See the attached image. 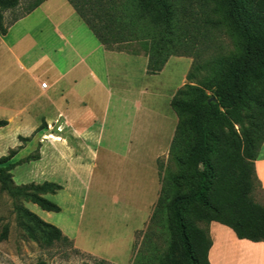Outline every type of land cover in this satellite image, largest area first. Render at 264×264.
Instances as JSON below:
<instances>
[{"label":"rangeland","instance_id":"374dc122","mask_svg":"<svg viewBox=\"0 0 264 264\" xmlns=\"http://www.w3.org/2000/svg\"><path fill=\"white\" fill-rule=\"evenodd\" d=\"M34 1L22 0L18 7L4 11V25L10 27L26 15ZM174 2L179 24L188 28V32H181L190 41L185 50L192 55H173L160 73L152 75L147 73L149 58L140 43H126L121 50H111L133 57L110 58L117 96L93 130L98 136L91 144L94 154L88 156L89 168L78 170L70 161L50 158L45 162L27 161L40 154L41 145L62 139L59 127L41 128L29 141L19 143L22 148L14 147L18 140L5 137L13 131L3 135L2 147L13 148L6 155L12 150L17 152L10 161L15 163L10 171L15 184L52 181L63 189L46 195L61 208L53 212L23 197H13L0 186V236L8 226L7 238H0V264H186L172 203L178 196L196 192L199 171L189 162L196 137L192 116L184 106L191 97L183 96L179 99L182 107L174 108L173 93L190 84L210 94L228 66L240 57L242 42L226 17L224 0ZM215 6L217 13L212 10ZM245 7L249 17L264 26V0H245ZM210 18L218 24L213 26ZM191 72L197 75L193 80L188 79ZM119 94L130 95L132 102L126 108L130 113L119 111ZM249 94V101L240 108L242 124L236 125L233 133L217 132L219 149L211 158L214 179L207 198L219 212L197 204L182 210L193 249L202 232H207L211 219L233 220L235 212L253 210L252 203L264 210V190L249 169V154L257 155L260 150L264 153V81L251 80ZM244 164L247 166L240 168ZM7 165L0 164V169ZM242 176L251 187L244 202L240 200ZM149 178L156 181V197L147 207ZM20 207L59 227L69 240L50 244L39 230L33 237L29 230L37 223L28 219ZM76 228L80 229V237ZM119 237L130 238L131 248L121 256H110L111 245Z\"/></svg>","mask_w":264,"mask_h":264},{"label":"trees","instance_id":"16d2710c","mask_svg":"<svg viewBox=\"0 0 264 264\" xmlns=\"http://www.w3.org/2000/svg\"><path fill=\"white\" fill-rule=\"evenodd\" d=\"M21 1L0 0V32L3 35H6L9 29L3 23L4 11L18 7ZM45 1L35 0L26 11V15L40 7ZM67 1L74 7L81 19L107 50H121V46L126 43H140L149 58L148 74L160 73L168 59L173 55L191 56L193 53L190 50V52L185 50L188 49L190 41L186 40L181 32H188V28L186 25L179 24V20L176 18L174 0ZM224 5L226 7V17L242 42L240 57L228 66L210 94L204 88L186 84L183 89L177 91L171 102L174 108H181L179 99L185 95L191 97V102L184 108L192 116L196 137L195 145L189 154V162L199 171L197 190L190 195L176 197L172 203L173 216L186 264H210L208 251L212 245V240L208 228L207 232H202L200 241L194 251L186 232L182 210L186 206L197 204L207 211L219 212L217 207L207 198L214 179L211 158L219 149L217 132L219 130L235 132V126L243 122L240 108L249 101L250 81H264V26L249 17L246 12L245 0H224ZM212 10L217 13L218 7L215 6ZM208 21L213 26L218 24V21L211 18ZM203 67L208 68V66ZM195 77L197 75L194 72L188 75L189 80H193ZM6 125H8L7 120H0V128ZM45 127L46 123L43 122L35 133ZM31 137L19 136V139L22 142H27ZM16 153L15 150H12L9 155L0 157L1 165L8 163L6 167L0 169L1 189L13 197H23L45 211H61L60 206L46 197L48 194H57L58 191L62 190L63 186L61 184L52 181L15 184L13 175L10 172L15 163L10 161ZM249 155L251 162L250 168H248L254 179L261 185L254 167V161L258 153L257 155L253 153ZM40 158L41 155L38 154L28 158L27 161L39 160ZM245 166L247 165L244 164L240 168ZM245 174H249V172L245 171ZM240 180L241 187L243 186L240 200L244 202L250 193L251 187L246 176H242ZM163 187L164 185H162L161 191H164ZM251 205L253 210L243 209L237 211L233 220L211 219L209 223L218 221L230 226L239 238H246L254 242L264 241V210L253 203ZM21 210L25 212L28 219L32 218L37 223L36 228L29 230L33 237H36L37 230H39L50 244L55 241L69 240L57 226L46 222L28 209L21 208ZM7 235L8 226H5L0 238L6 239Z\"/></svg>","mask_w":264,"mask_h":264},{"label":"crops","instance_id":"0c3cea01","mask_svg":"<svg viewBox=\"0 0 264 264\" xmlns=\"http://www.w3.org/2000/svg\"><path fill=\"white\" fill-rule=\"evenodd\" d=\"M122 55L107 50L67 0H46L12 24L6 35L0 32V120L8 121L0 128V156L13 149L2 147L5 133L13 131L5 137L18 140L13 145L22 148L19 136L31 137L45 122V129L59 127L62 139L41 145L38 161L50 158L56 162L70 161L78 170L89 168L88 156L94 154L91 144L98 136L93 130L101 115L113 107L117 96L110 58ZM44 81L48 82L47 88L41 86ZM118 98L122 101L119 111L130 113L126 112L132 102L130 95L119 94ZM25 130L29 132H21ZM254 167L264 190L261 150ZM147 187L148 207L156 197V181L149 178ZM208 228L212 240L208 251L210 264H264V241L239 238L233 228L218 221H211ZM76 231L80 237V229ZM130 244V238H116L110 256L128 252Z\"/></svg>","mask_w":264,"mask_h":264},{"label":"built area","instance_id":"2783aa9c","mask_svg":"<svg viewBox=\"0 0 264 264\" xmlns=\"http://www.w3.org/2000/svg\"><path fill=\"white\" fill-rule=\"evenodd\" d=\"M42 88H47L48 87V82L44 81L41 84Z\"/></svg>","mask_w":264,"mask_h":264}]
</instances>
